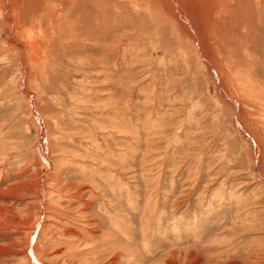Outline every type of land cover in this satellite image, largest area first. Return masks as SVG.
I'll list each match as a JSON object with an SVG mask.
<instances>
[{
	"label": "rangeland",
	"instance_id": "obj_1",
	"mask_svg": "<svg viewBox=\"0 0 264 264\" xmlns=\"http://www.w3.org/2000/svg\"><path fill=\"white\" fill-rule=\"evenodd\" d=\"M193 261L264 264V0H0V264Z\"/></svg>",
	"mask_w": 264,
	"mask_h": 264
},
{
	"label": "bare ground",
	"instance_id": "obj_2",
	"mask_svg": "<svg viewBox=\"0 0 264 264\" xmlns=\"http://www.w3.org/2000/svg\"><path fill=\"white\" fill-rule=\"evenodd\" d=\"M66 32V31H65ZM73 37V36H72ZM110 240V239H109ZM111 241V240H110ZM115 248V247H114ZM174 255V253H173ZM188 255H190V252L188 253ZM181 257V254H179L177 257H175L176 259H179ZM192 264H197L195 261L192 262Z\"/></svg>",
	"mask_w": 264,
	"mask_h": 264
}]
</instances>
